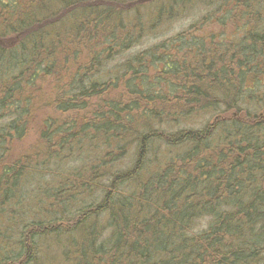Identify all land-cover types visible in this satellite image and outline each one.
<instances>
[{
    "label": "trees",
    "instance_id": "trees-1",
    "mask_svg": "<svg viewBox=\"0 0 264 264\" xmlns=\"http://www.w3.org/2000/svg\"><path fill=\"white\" fill-rule=\"evenodd\" d=\"M213 2L0 0V264H264V0L140 47Z\"/></svg>",
    "mask_w": 264,
    "mask_h": 264
},
{
    "label": "rangeland",
    "instance_id": "rangeland-1",
    "mask_svg": "<svg viewBox=\"0 0 264 264\" xmlns=\"http://www.w3.org/2000/svg\"><path fill=\"white\" fill-rule=\"evenodd\" d=\"M221 4V0H214V2L210 5V7L204 9V7L201 4H196L193 6V8L189 9L186 13H182L177 19L170 23H166L160 27V29H157V37H149L146 42H144L140 47L142 46H149L152 43L158 42V40H163L166 38H169L171 36H175V34L182 32L184 29L191 26L192 23L200 21V19L208 13V11H211L213 13V16H215L216 22L211 23L204 27V30L202 31L203 34L208 33H214L215 35H219L222 32H225L226 27L224 24H220L217 21V18L219 16H224V8H219V4ZM239 17V18H244ZM235 21V20H234ZM232 22V21H230ZM242 24V23H241ZM228 25V24H227ZM228 31L233 33L234 32V25L233 22L230 24V26H227ZM54 97V84L52 80L47 81L43 85V92L39 93L37 95V98L34 99V103L32 106V120L28 132V136L24 138V140L17 144V153L21 151H26L28 149H31L32 145H35L39 141V128L42 126L45 117L49 115L59 114L60 112L56 113V107L53 104H50L51 100ZM201 223H204L205 220H200ZM199 229V226L195 227V229Z\"/></svg>",
    "mask_w": 264,
    "mask_h": 264
},
{
    "label": "bare ground",
    "instance_id": "bare-ground-1",
    "mask_svg": "<svg viewBox=\"0 0 264 264\" xmlns=\"http://www.w3.org/2000/svg\"><path fill=\"white\" fill-rule=\"evenodd\" d=\"M201 224H202V223L199 221V222H198V226L201 227V226H200Z\"/></svg>",
    "mask_w": 264,
    "mask_h": 264
}]
</instances>
